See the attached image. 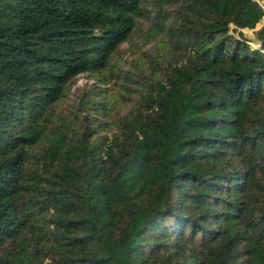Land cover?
<instances>
[{
    "label": "trees",
    "instance_id": "trees-1",
    "mask_svg": "<svg viewBox=\"0 0 264 264\" xmlns=\"http://www.w3.org/2000/svg\"><path fill=\"white\" fill-rule=\"evenodd\" d=\"M263 18L258 0H0V264H264V23L242 32ZM141 20L165 46L114 75ZM81 75L117 98L92 86L59 113Z\"/></svg>",
    "mask_w": 264,
    "mask_h": 264
},
{
    "label": "rangeland",
    "instance_id": "rangeland-1",
    "mask_svg": "<svg viewBox=\"0 0 264 264\" xmlns=\"http://www.w3.org/2000/svg\"><path fill=\"white\" fill-rule=\"evenodd\" d=\"M258 2L264 5V0H258ZM263 21L264 20H262L253 31L244 30L243 33L246 39L254 42V32L262 25ZM230 33L233 34V31L230 30ZM164 44L163 41H160V37H158L157 40L151 38L149 23L141 20L138 27L135 28L130 40L119 47V50L112 59V66L116 68L114 75L134 72L138 67V60L140 58L145 59L147 57L149 61L150 57H156L160 54L162 46H165ZM250 46L254 48L258 45L256 46V44L250 43ZM120 83V81L111 80L106 85H100L88 75H81L71 84L66 98L58 107V112L66 114L72 106L74 109L77 106L79 98L83 95V92L92 86H96L100 94L104 93L107 96L109 95L108 101L111 99L115 100L117 98L116 95H118V92L121 89ZM121 108V111L124 112L128 109V106Z\"/></svg>",
    "mask_w": 264,
    "mask_h": 264
},
{
    "label": "crops",
    "instance_id": "crops-1",
    "mask_svg": "<svg viewBox=\"0 0 264 264\" xmlns=\"http://www.w3.org/2000/svg\"><path fill=\"white\" fill-rule=\"evenodd\" d=\"M259 4L262 5L261 3H259ZM263 20H264V18H263ZM261 22H262V21H261ZM263 23H264V21H263ZM263 23H262V25H263ZM262 25H261L259 28H261ZM259 28H258V29H259ZM258 29H257V30H258ZM244 30H247V29H244ZM244 30H242V32H244ZM257 30H256V31H257Z\"/></svg>",
    "mask_w": 264,
    "mask_h": 264
}]
</instances>
